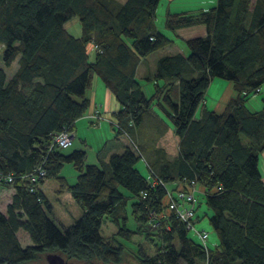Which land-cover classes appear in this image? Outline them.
Segmentation results:
<instances>
[{
  "label": "trees",
  "instance_id": "16d2710c",
  "mask_svg": "<svg viewBox=\"0 0 264 264\" xmlns=\"http://www.w3.org/2000/svg\"><path fill=\"white\" fill-rule=\"evenodd\" d=\"M159 1L0 0V58L3 67L18 63L9 79L0 68V173L18 177L39 164L46 168L45 179L36 184L18 179L3 186L15 193L5 214L0 212V264L34 262L31 252L49 249H62L64 256L77 260L94 257L102 264H122L123 246H113L100 234L105 218L113 220L117 236L125 240L138 233L118 222L125 220L131 200L119 188L135 199L131 215L141 228L151 212H160L169 184L177 183L173 191L179 183L191 181L204 189L208 210L198 215L197 202L195 222L205 218L216 236L209 248L211 264H264V181L259 170L264 97L256 113L246 105L264 87V0H216L206 11L167 13L163 32L154 25ZM75 17L80 37L65 29ZM196 25H203L206 35L184 41L187 55L157 60L154 79L164 84H156L147 98L135 79L140 61L169 46L168 32ZM89 44L96 47L93 61L86 50ZM94 76L119 103L114 116L129 137L130 124L140 125L160 101L179 139V154L169 161L159 149L154 163L147 165L166 189L152 186L139 173L140 158L130 145L123 154L110 157L107 169L86 165L81 150L67 156L56 149L48 153L53 137L64 127L73 130L86 113L85 93ZM215 78L230 82L237 96L221 114L204 111L196 119ZM177 82L178 101L173 102L164 89ZM65 164L79 172L74 184L58 176ZM51 178L82 211L65 229L47 215L51 206L41 186ZM170 220V229L162 224L156 231L157 253L135 254L136 262L204 264L206 255L197 241L181 222ZM18 232L27 235L29 245H21Z\"/></svg>",
  "mask_w": 264,
  "mask_h": 264
},
{
  "label": "crops",
  "instance_id": "0c3cea01",
  "mask_svg": "<svg viewBox=\"0 0 264 264\" xmlns=\"http://www.w3.org/2000/svg\"><path fill=\"white\" fill-rule=\"evenodd\" d=\"M113 1L117 4H123L126 2V0ZM159 6H161V9ZM215 6L216 0H160L155 13V29L158 32H163L164 22L167 13H197L201 11H206ZM168 33V38L171 40V43L169 44V46L161 50L155 51L150 55H155V57H153V61H151V67L150 61L148 60L150 56H148L147 58L142 59L136 68L135 79L141 84V89L147 98L155 92L156 84L158 86H162L164 84L162 80L155 81L154 79V75L156 72L155 61L166 55H174L176 53L184 54L185 52L183 48L178 47V43L180 42L183 44V40L186 41L188 39L196 37H203L206 35V30L203 25H196L187 28L177 29L174 32ZM71 35L74 37L81 36V34L79 36L73 34ZM173 48H176L177 51L171 52ZM95 49L96 47L93 46V44H89L86 48L87 54L91 55H89L90 61L94 60ZM0 68L4 70L7 78L9 79L18 69V63L17 61H15L9 67H3L2 61L0 60ZM226 82L227 81L218 78H215L211 81L209 88L207 89L203 100L196 111V119H200L204 111L221 114L224 111L227 103L230 100L236 98L237 93L233 90L232 84L230 82ZM177 84L178 82L174 83V86L172 87L166 85L164 89V92L169 91L170 97L173 102L178 101L176 88ZM85 98L89 102V107L86 113L81 118L77 119L74 123V134L78 140L70 150L61 151V154L67 156L74 151L81 150L86 154V165H94L107 169L110 157L113 155L123 154L126 149L129 148V142L126 138L119 135L114 129V127L110 125L107 121L91 120L87 116H90L95 112L101 114L103 113L108 116L115 115V113L120 110V105L113 96V94L104 86V84L96 76L93 77L91 87L85 93ZM158 105L162 106L160 101L159 104H153L151 111L146 114L143 122L140 125L135 127L133 124H130L134 141L139 147L144 157V160L140 159L139 161L142 164L141 167L143 171L137 168L138 163L136 164V169L147 180L148 183L151 182V179L147 169V164L151 165L154 163V161L156 160L155 152L157 150H163L165 152L166 158L169 161H173L179 154V139L175 134V128L161 111L162 108ZM246 105L251 112L256 113L262 109L261 98L253 96L247 101ZM141 130H144V133H141ZM147 132H149L150 134L148 135ZM90 139H93V143L90 141ZM169 140L172 141L171 147H169L168 144ZM171 148L172 153L169 152V149ZM78 174L79 172L76 170V173L73 174V181L76 180ZM62 177L67 180L65 176ZM48 180L54 182L53 186L51 187L53 189L52 194L54 195V200H52L46 188ZM176 184L177 183L169 184L167 187L169 188V186H171L170 189H174L176 187ZM198 189L199 191L195 194L196 201H198L197 198L202 197L204 195L203 188L199 186ZM41 190L45 195L46 199L48 200L51 209L54 208L52 202L55 201L56 204L62 205L61 207L64 210H66V206L64 204H67L69 207L78 210L77 216H72L70 218L69 226L81 216L82 211L80 206L73 200V198L66 190L62 193L59 192V187L54 178L46 179L41 186ZM119 192H121L124 197L129 198L131 200L133 199L131 198V195L126 191L124 192L123 189L119 188ZM14 193L15 190L13 188L0 187V200H5V204H3L2 206L3 209L0 210L2 214H5L6 206L11 202V198ZM56 224L60 226L61 229H65L68 227L62 226L60 222H56ZM20 234H23L22 236L26 238V240L24 241H27V235L23 232H18L17 238L19 242ZM29 244L30 243H24L22 244V246Z\"/></svg>",
  "mask_w": 264,
  "mask_h": 264
},
{
  "label": "rangeland",
  "instance_id": "374dc122",
  "mask_svg": "<svg viewBox=\"0 0 264 264\" xmlns=\"http://www.w3.org/2000/svg\"><path fill=\"white\" fill-rule=\"evenodd\" d=\"M159 7L161 9V6H159ZM65 29L70 34H73V35L79 36L81 34V26H80L79 20L76 17L69 20L66 23ZM185 36H188V35H185ZM189 36H194V35H189ZM178 44H179L178 47L183 48V50L185 52L184 54L187 55V49H186V46L184 45V40H183V44L180 42ZM183 45H184V47H183ZM172 51L176 52L177 49L173 48L171 50V52ZM0 55H1V48H0ZM153 57H155V55L150 56V58L148 59L150 61V67H151V61H153V59H154ZM0 60H1V58H0ZM155 62L157 63V61H155ZM156 63H155V67H156ZM226 83H228V82H226ZM256 96H257V98L258 97L259 98L264 97V87L261 89V93H259V94L256 93ZM128 133H129L130 137L134 140L132 133H130V132H128ZM141 133H144V130H141ZM147 134L149 135L150 133L147 132ZM75 137H74L75 140L73 142L74 144L68 150H70L75 145L76 141L78 140L77 137L76 138ZM90 141L93 143V139H90ZM168 144H169V147H171L172 141L169 140ZM169 152L172 153V148L169 149ZM141 166H142L141 162H138L137 168L139 170L143 171ZM259 170L263 176V181H264V150L260 151V153H259ZM75 173H76V169L71 164H65V165H63L60 172L58 173V176H65L67 178L69 184H74L76 180L73 181L74 180L73 174H75ZM53 183H54L53 181L48 180V183L46 186V188L48 190V194L51 196L52 200H54L53 199L54 195L52 194L53 189L51 188L53 186ZM56 183L59 187L58 182H56ZM170 188H171V186H169V190H171ZM124 192H125V190H124ZM2 200H0V210L3 209L2 206H3V204H5V200L4 199H2ZM197 200H198L197 201L198 203H201V206L198 210V215H202L204 212H208L206 205H205V202L202 199V197L197 198ZM53 202H52V205L54 208L51 209L50 212H47L48 217L54 223L60 222V224L62 226H69L70 218L72 216H77L78 210L69 207L67 204H64L66 206V210H64L61 207L62 205L56 204L55 201H53ZM133 202H134V199L129 200L128 204L125 207V211L123 213L125 220L124 221H123V219L118 220L119 224L122 225V223H124V225L127 229H129L131 231H137L138 230V233L135 234L134 236H132L129 241L125 240L124 238L117 236L118 226L111 219L105 218L103 221L101 230H100V234L104 238V240L108 241L109 243H111L115 247H117L119 245L123 246L124 254H123V258H122V264H124V260H125L126 256L133 259L135 262H136V259L134 256L135 254L139 255L140 257H146V256L152 257L157 253V251L160 247L159 241L156 238L157 232L153 231L152 229H150L148 227H141L140 228V226L137 225L135 223V221L133 220L132 215H131V208H130V205ZM196 216H197V214H196ZM58 227L61 228L60 226H58ZM196 227L199 230H204V231L208 232V234H209V238H208L209 246H211V245L213 246L216 242V236L211 231L210 227L208 226L207 220L205 218H203L200 222L196 223ZM22 235L23 234L19 235L21 245L24 243H26V244L30 243V241L28 239H27V241H24V240H26V238ZM146 235H147V237H146ZM189 235L191 237H193L191 234H189ZM193 239L195 241H197L196 238L193 237ZM25 246H27V245H25ZM91 264H96V263L92 262Z\"/></svg>",
  "mask_w": 264,
  "mask_h": 264
},
{
  "label": "built area",
  "instance_id": "2783aa9c",
  "mask_svg": "<svg viewBox=\"0 0 264 264\" xmlns=\"http://www.w3.org/2000/svg\"><path fill=\"white\" fill-rule=\"evenodd\" d=\"M87 117L91 120L107 121L114 127L116 131H120L121 136L128 140L129 145L133 149L134 153H136L140 159L144 160L142 154L139 152L137 144L133 142V140L128 136L126 130L119 126L118 121L116 120L114 115L108 116L103 113L101 114L95 112L94 114ZM74 137V129L72 130L71 127H64L61 132L53 137L51 145L48 149V153L55 149L57 151L68 150L73 145ZM147 169L151 178V185L155 186L158 184L166 189V185L154 176L148 165ZM45 176L46 170L44 169L43 164H39L36 168L33 169L32 172L18 177L12 174L5 175L0 173V187L12 185L18 179H28L32 183L36 184L39 181L43 180ZM198 188L199 186L197 185L196 181H191L187 184L179 183L176 190L173 191L166 189V196L162 200V208L160 212H151L149 214V220L146 227L152 229L153 231H158L163 224L164 227L168 230L171 227L170 219L171 217H173L174 219L181 222L184 225L186 231L197 239V243L200 245L206 255V262L204 264H211L209 256L210 246L208 243L209 234L204 230L197 229L195 222L197 205L195 194L199 191ZM215 189L217 192L221 190L219 187Z\"/></svg>",
  "mask_w": 264,
  "mask_h": 264
},
{
  "label": "water",
  "instance_id": "95a60500",
  "mask_svg": "<svg viewBox=\"0 0 264 264\" xmlns=\"http://www.w3.org/2000/svg\"><path fill=\"white\" fill-rule=\"evenodd\" d=\"M31 253L35 257V261L28 262L26 264H90L91 262H94L96 264H102L101 261L95 260L94 257H92V259L88 261L83 258L77 260L69 256H64L62 249H53V250L49 249L47 251L43 250V253H34V252ZM124 264H137V263L133 259L126 256L124 260Z\"/></svg>",
  "mask_w": 264,
  "mask_h": 264
},
{
  "label": "bare ground",
  "instance_id": "6f19581e",
  "mask_svg": "<svg viewBox=\"0 0 264 264\" xmlns=\"http://www.w3.org/2000/svg\"><path fill=\"white\" fill-rule=\"evenodd\" d=\"M45 169H46V168H45ZM44 179H45V178H44ZM44 179H43V180H44ZM43 180H42V181H43ZM162 182H163V181H162ZM168 189H169V188H168ZM197 217H198V216H197ZM195 218H196V216H195ZM196 221H197V220H196ZM162 227H163V226H162ZM163 229H164V228H163ZM163 229H162V230H163ZM169 229H170V228H169Z\"/></svg>",
  "mask_w": 264,
  "mask_h": 264
}]
</instances>
